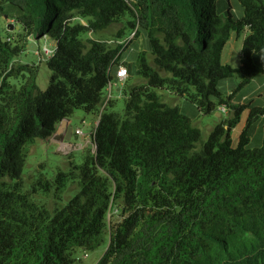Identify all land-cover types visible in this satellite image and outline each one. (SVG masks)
<instances>
[{"label":"trees","instance_id":"1","mask_svg":"<svg viewBox=\"0 0 264 264\" xmlns=\"http://www.w3.org/2000/svg\"><path fill=\"white\" fill-rule=\"evenodd\" d=\"M237 1L238 18L230 0L225 12L218 0H0V14L5 4L18 10L20 27L15 44L0 37V264H73L75 248L102 241L112 202L144 206L112 232L97 264H264V106L232 100L264 74L252 59L264 49V0ZM117 23L116 44L82 39ZM126 30L133 38L145 32L152 60L138 53L143 82L123 88L119 114L112 99L102 105L109 68L125 65ZM244 30L239 65L222 63L231 34ZM30 36L56 43L45 59L52 75L44 90L36 65L13 63ZM19 74L21 85L11 86L8 79ZM232 77L237 87L225 95L218 83ZM164 90L199 114L224 106L227 115L201 142L191 118L161 99ZM76 109L98 116L94 151L73 166L79 191L50 211L20 191L24 146L50 138ZM245 111L233 145L232 129ZM260 116L262 143L250 148L248 129ZM65 179L57 173L56 191Z\"/></svg>","mask_w":264,"mask_h":264},{"label":"rangeland","instance_id":"2","mask_svg":"<svg viewBox=\"0 0 264 264\" xmlns=\"http://www.w3.org/2000/svg\"><path fill=\"white\" fill-rule=\"evenodd\" d=\"M230 6L233 17L238 18L243 14L242 7L237 0H230ZM227 8V0H218L219 11L225 12ZM18 13L19 12L16 8L5 4L4 10L0 14V37L3 40H6L9 37V41L12 44H15L18 41L17 34L20 32L19 24L16 21ZM128 19L129 18L125 16L122 19V23L124 24L128 21ZM80 21L86 23L82 19H80ZM122 23L113 24L105 31L87 32L82 35V39L84 41L87 39H94L106 41L108 44H116L118 41L115 40L116 38L114 35L117 28L120 27ZM244 31L239 34L237 39L236 34L232 33L231 38L226 43L221 54L222 63H228L231 66L237 64L241 42L244 37ZM246 32L247 31H245V34ZM125 35H127L126 38L131 41L123 50L120 63H125L128 70V77L122 85L117 83L115 86H112L111 89V99L113 100V106L111 109L119 114L123 112L124 107L125 97L123 95V88L129 85L141 84L143 82V80L139 77L137 70L138 53L140 51H144L147 54L149 62L152 60L150 46L144 31L141 30L139 35L135 38H133V36L131 37L129 30L125 31ZM27 40L35 44V49H31V47L27 45L25 49H23L20 54L14 58L13 63L14 65H36L38 69L35 82L40 90H44L48 85L52 71L45 64L46 57L42 53V49L44 46L54 49L56 45L55 40L48 36L40 38L30 36ZM114 66H112V71ZM232 79L238 80L235 77H232ZM232 79H229L226 82H230ZM22 81L23 78L20 74L8 79V83L14 87H19ZM240 89H238V91ZM238 91H236V93ZM161 99L170 105H178L181 113L191 118L193 125L201 131V142L207 139L213 126L225 118L223 115L222 118L219 119L214 113L199 114L196 108L188 101L184 98L176 96L168 90L161 92ZM95 119L98 121L97 115L85 113L81 109L74 110L72 115L69 117L70 126L72 127V134L69 138V142L77 145L81 141L82 135L75 134L74 130L77 128L83 130V126L86 125L88 121L93 123ZM238 131L239 126L235 127L232 131L231 137L234 142L236 141V134H238ZM82 132L85 131L83 130ZM248 133V135H252L251 145L249 143L250 148L260 146L262 143V131L258 130L256 125H253ZM90 144L91 143L88 145L89 149H86V153L91 152L90 150L92 148ZM24 152L26 157L19 183L21 186V193H24L29 200L51 211L54 208L63 206L79 191L80 184L78 172L73 169V166L80 164L83 161V151L81 148L75 146L68 152H65L64 149L56 146L52 141H50V138H48L44 140L34 139L32 142L26 143L24 146ZM58 172L64 173L66 175V179L63 182L62 188L56 191L55 187L57 184L55 179ZM5 182L10 184L12 183L8 179H5ZM45 182H48L47 185ZM141 206L144 205L136 204L133 207H122L120 202L118 204L112 202L109 205V209L106 214L105 227L101 233L102 241L92 250L75 248L72 254L74 259L73 264H97L108 245L112 232L115 230H123L124 227L128 226L133 214H135L138 208H142ZM148 206V204L145 205V207Z\"/></svg>","mask_w":264,"mask_h":264},{"label":"crops","instance_id":"3","mask_svg":"<svg viewBox=\"0 0 264 264\" xmlns=\"http://www.w3.org/2000/svg\"><path fill=\"white\" fill-rule=\"evenodd\" d=\"M245 31H247V30H245ZM245 31H244V35H245ZM231 36H232V34H231ZM231 36H230V38H231ZM238 37L239 36L236 35V39ZM229 39H228V41H229ZM29 47H31V45H29ZM239 55H240V51H239V54H238L237 64L234 65L233 67H237L239 65ZM252 59H253L254 64H256V65H259V66L264 65V50H261V51H258V52H254L253 55H252ZM226 64H228V63H226ZM229 79H232V78L223 79V80L219 81V83H218V89L222 93H224L225 95H228L235 88V86H237V84H238V80H233V79L230 80V82H226ZM221 83H222V86H221ZM232 100L235 103H245V104H249L250 106L263 107L264 106V74L257 75L254 78H252L249 83H247L243 88H241L233 96ZM214 114L219 119H221L222 116L224 115L223 117H225L227 113L226 112L223 113L220 110H217V111L214 112ZM246 117H247V111H245V112H243L241 114L240 120H239L238 124L235 126V127L239 126V131H238V134H236V136H237L236 137V141L234 142L233 139H232V144L233 145L236 144L238 136H239L241 130L245 126ZM95 123H96V119L94 120L93 123L88 121L87 124L84 125L85 126V130H84L85 132L83 134H81L82 135L81 141L77 145L70 143L69 142V138L66 139L65 138L66 134H64V133H63V135H60V136L58 135L55 138H52V136H51L50 137V141H52L56 146H59L61 149H64L65 152H68L69 150H71L72 148L77 146V147L82 149L83 156H84V154L87 151L86 149H89V146H88L89 143H91L90 145H91V148H92L90 151L91 152L94 151V144H93V141H92V136H93V132H94V129H95ZM253 125H256L257 129L262 131V135H263V118H262V116L258 117L250 125V127L248 129L249 131L251 130V127ZM68 126H70V120L69 119H68ZM233 129H232V131H233ZM251 136L252 135H249V143H250V145H251V141H252V137Z\"/></svg>","mask_w":264,"mask_h":264},{"label":"built area","instance_id":"4","mask_svg":"<svg viewBox=\"0 0 264 264\" xmlns=\"http://www.w3.org/2000/svg\"><path fill=\"white\" fill-rule=\"evenodd\" d=\"M81 22L83 24H85L83 21H81ZM133 34H134V32L131 33V37L133 36ZM6 40L9 41L10 38L8 37ZM129 40L130 39L125 38L121 42H122L123 45H125ZM33 46H34V49H35V44L34 43H33ZM54 51H55V48L54 49H50V48H48L46 46H44L43 49H42V53L44 54L46 59L49 58L50 56H52ZM108 71L111 73V77L112 78L108 81V83L106 85V88H105V100H104V103H103L102 107L106 104V102L109 99L112 98V92H111L112 86H115L117 83L122 85L125 82L126 78L128 77L127 67L125 65H123V64L115 65L113 71H112V66H111ZM218 110H220L222 112H225L226 108L224 106H219ZM97 122L98 121H96L95 126H96ZM82 131L83 130H80L79 128H77V129L74 130V133L81 135V134L84 133Z\"/></svg>","mask_w":264,"mask_h":264},{"label":"water","instance_id":"5","mask_svg":"<svg viewBox=\"0 0 264 264\" xmlns=\"http://www.w3.org/2000/svg\"><path fill=\"white\" fill-rule=\"evenodd\" d=\"M12 27V26H11ZM29 45H31V49H34L33 42H29ZM68 119L69 118H63L59 121V123L56 126V130L52 134V138H55L56 136H60L66 134L65 138H70L72 134V127L68 126ZM85 129V126H83V130Z\"/></svg>","mask_w":264,"mask_h":264}]
</instances>
